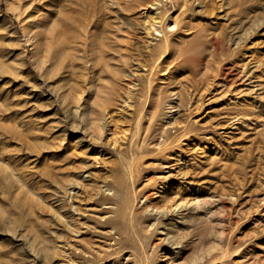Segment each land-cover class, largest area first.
Here are the masks:
<instances>
[{"label": "rangeland", "instance_id": "1", "mask_svg": "<svg viewBox=\"0 0 264 264\" xmlns=\"http://www.w3.org/2000/svg\"><path fill=\"white\" fill-rule=\"evenodd\" d=\"M0 264H264V0H0Z\"/></svg>", "mask_w": 264, "mask_h": 264}, {"label": "bare ground", "instance_id": "2", "mask_svg": "<svg viewBox=\"0 0 264 264\" xmlns=\"http://www.w3.org/2000/svg\"><path fill=\"white\" fill-rule=\"evenodd\" d=\"M189 26V25H188Z\"/></svg>", "mask_w": 264, "mask_h": 264}]
</instances>
